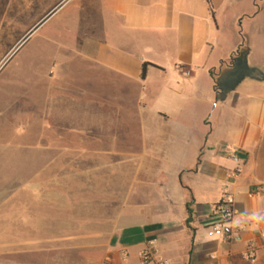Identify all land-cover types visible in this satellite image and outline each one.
<instances>
[{"label": "crops", "instance_id": "obj_1", "mask_svg": "<svg viewBox=\"0 0 264 264\" xmlns=\"http://www.w3.org/2000/svg\"><path fill=\"white\" fill-rule=\"evenodd\" d=\"M9 11L0 0L6 26ZM80 15L81 36L66 47L84 61V158L103 161L80 201L58 198L55 169L42 181L29 163L19 179H1L0 264H73L58 246L79 264H140L150 240L169 264H264V191L251 194L264 189V0H83ZM240 46L241 79L216 90ZM223 198L238 239L208 237ZM250 247L254 263L244 259Z\"/></svg>", "mask_w": 264, "mask_h": 264}, {"label": "rangeland", "instance_id": "obj_2", "mask_svg": "<svg viewBox=\"0 0 264 264\" xmlns=\"http://www.w3.org/2000/svg\"><path fill=\"white\" fill-rule=\"evenodd\" d=\"M9 1L7 26L0 23V181L19 179L18 169L26 174L30 163L42 181L55 169L59 199L84 200V183L96 182L103 160L84 158V61L66 47L81 36L83 0H55L56 8L34 14L12 13ZM89 146L96 150L95 137ZM84 211L95 214L96 207ZM98 227L111 224L84 223ZM56 257L80 263L62 246Z\"/></svg>", "mask_w": 264, "mask_h": 264}, {"label": "built area", "instance_id": "obj_3", "mask_svg": "<svg viewBox=\"0 0 264 264\" xmlns=\"http://www.w3.org/2000/svg\"><path fill=\"white\" fill-rule=\"evenodd\" d=\"M230 158L234 163L240 164V158L237 154H231ZM241 171L240 166L236 167L232 173V177L240 175ZM263 191L262 187H254L251 190V194L256 195ZM215 215L216 221L207 229L208 237L238 239L240 228L234 225L235 211L233 201L229 198H223L215 210ZM139 257L140 264H169L167 260L160 256L155 240L148 241L146 248L140 253ZM244 259L251 263L255 262L256 254L253 247L249 248L248 252L244 255Z\"/></svg>", "mask_w": 264, "mask_h": 264}, {"label": "trees", "instance_id": "obj_4", "mask_svg": "<svg viewBox=\"0 0 264 264\" xmlns=\"http://www.w3.org/2000/svg\"><path fill=\"white\" fill-rule=\"evenodd\" d=\"M247 54H248V49L246 47L240 46L238 48L236 55L232 59V62L234 64L233 74L229 77V79H226L221 82H219L214 78L216 90L230 91L231 89H234V87L241 79V76L243 75L242 72L244 70L243 67H245V59ZM146 67L147 65L143 66L142 78L145 77ZM211 74L214 76L213 71L211 72Z\"/></svg>", "mask_w": 264, "mask_h": 264}]
</instances>
